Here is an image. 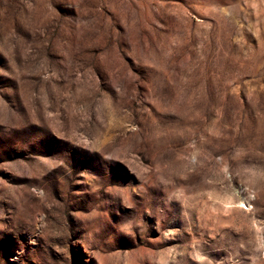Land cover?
<instances>
[{
  "label": "rangeland",
  "instance_id": "1",
  "mask_svg": "<svg viewBox=\"0 0 264 264\" xmlns=\"http://www.w3.org/2000/svg\"><path fill=\"white\" fill-rule=\"evenodd\" d=\"M0 264H264V0H0Z\"/></svg>",
  "mask_w": 264,
  "mask_h": 264
}]
</instances>
